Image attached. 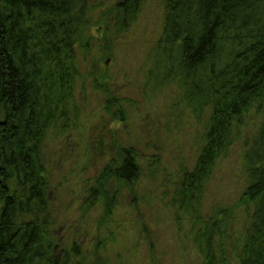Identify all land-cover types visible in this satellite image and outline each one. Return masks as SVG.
<instances>
[{
  "label": "trees",
  "instance_id": "obj_1",
  "mask_svg": "<svg viewBox=\"0 0 264 264\" xmlns=\"http://www.w3.org/2000/svg\"><path fill=\"white\" fill-rule=\"evenodd\" d=\"M144 2L115 0L103 8L92 0H0V264L85 262L76 240L62 248L55 235L46 139L79 125L80 63L92 48L93 26L104 25L108 46L138 21ZM162 4L165 17L150 50L151 65L171 63L172 68L162 77L146 74L145 86L156 94L176 84L197 118L207 111L196 161L176 172L169 202L187 215L204 264H221L216 241L224 243L228 214L214 211L204 217L203 198L245 118L253 110L261 113L243 154L248 178L243 199L253 210L236 246L238 264H264V0ZM162 54L165 59L158 57ZM111 106L116 118H126L119 97L109 96L106 108ZM108 147L111 157L90 178L82 203L102 204L103 222L125 188L133 191L144 172L155 180L162 166L160 153L147 155L118 144L114 136Z\"/></svg>",
  "mask_w": 264,
  "mask_h": 264
},
{
  "label": "rangeland",
  "instance_id": "obj_2",
  "mask_svg": "<svg viewBox=\"0 0 264 264\" xmlns=\"http://www.w3.org/2000/svg\"><path fill=\"white\" fill-rule=\"evenodd\" d=\"M92 1L104 3L105 8L115 0ZM164 17L162 0H145L138 21L108 46L104 25L93 26L92 48L80 63L79 125L66 135L51 133L46 139L55 235L62 248L77 241L85 257L82 264H204L187 215L177 213L169 201L176 172L183 165L191 168L196 161L207 111L197 118L182 101L176 84L156 94L145 86L146 74L151 79L162 77L172 68L171 63L151 65L150 50ZM158 57L165 59L164 54ZM111 95L119 97L124 120L116 118L114 106L106 108ZM199 103L196 99L194 106ZM261 120V113L255 110L245 118L203 198L204 217L214 211L228 214L224 243L216 241L221 264H238L236 244L243 240L253 210L243 199L248 183L243 154ZM113 136L118 144L133 145L147 155L160 153L162 166L155 180L144 172L133 191L125 188L113 215L103 222L102 204L85 207L82 203L90 178L111 157L108 144Z\"/></svg>",
  "mask_w": 264,
  "mask_h": 264
}]
</instances>
